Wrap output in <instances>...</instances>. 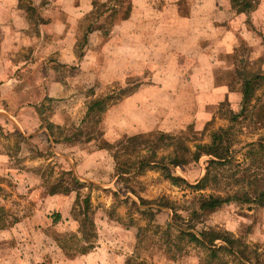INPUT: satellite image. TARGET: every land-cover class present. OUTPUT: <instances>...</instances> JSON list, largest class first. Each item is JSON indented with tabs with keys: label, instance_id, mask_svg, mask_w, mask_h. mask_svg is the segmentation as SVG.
Instances as JSON below:
<instances>
[{
	"label": "rangeland",
	"instance_id": "1",
	"mask_svg": "<svg viewBox=\"0 0 264 264\" xmlns=\"http://www.w3.org/2000/svg\"><path fill=\"white\" fill-rule=\"evenodd\" d=\"M103 1L105 0H97V5ZM125 1L127 0H122V4L117 6L118 12L112 20L113 23L119 20ZM256 2V8L245 17L242 16L244 23L242 30L245 31L243 35L246 38L235 39L233 42L235 45L233 52L226 58V64L231 66L227 69L224 68L225 65L222 68L224 62L220 64L217 71H221L222 74L215 77V83L221 82L227 87L229 94L236 95V105H233L231 100V103L226 99L221 100L206 106L208 113L201 115L195 124L186 121L188 116H194L197 111H202V106L199 105L201 102L194 94L193 77H171L169 74H173L172 69L167 67H164V72H167L165 77H146L144 71L135 66L133 74L123 73L124 76L117 77L116 80L109 81V77H97V82L91 83L89 80V84H84L82 88L71 86L69 95L71 111L65 116L63 124H52L47 120L56 103L51 99L43 100L37 107L39 127L46 130L50 141L43 131L34 134L24 132L21 135L7 124H0V149L8 154L9 166L20 172V178L16 179L8 175V170L0 172V225H2L0 228L5 227L10 221L31 218L37 212L34 208L43 203L45 206L40 209L42 213H35L34 216L38 215V220H41L44 215H49L50 222L35 225L32 222L24 224V221H20L15 226L26 230L28 234L40 226L55 242L60 241L66 246V249H62L64 255L72 254L83 242L79 240L80 238L72 236L75 233V236L80 235L76 231L78 217L73 207L78 208L81 204L78 201L87 195L95 228L93 245L97 244L101 249L99 253H102L101 256L107 264L110 260L117 261L116 264H123L126 256L136 253L155 264L197 262L199 257L195 249L187 248L171 258L159 240L153 242L142 240L137 251L135 246L137 227L143 225L145 219L133 208L129 200H122L128 195L141 208L152 207V222L163 226L165 221L171 220L172 211L169 206L163 204L167 201L176 207V212L182 217H187L189 210L194 211L197 227L203 224L223 227L235 236L240 235L248 243L256 242L260 257H264V204L255 206L252 202H243L231 197L214 207L201 206L204 197L210 192L225 194L219 190L231 193L237 189L252 188L254 185L264 188V152L257 147V144L264 142V126L260 127L255 122L252 112L247 111L242 117L230 120V116L239 113L241 109L240 82L235 72L236 61L245 64L247 71L264 73V0ZM111 3L115 2L106 0L105 7ZM184 7L182 6L183 10L179 12L183 13ZM95 16L96 13L90 14L79 21V34L76 40L78 50L87 44V38L83 37L85 27ZM110 24L111 22H106L92 26L100 28L98 41L105 40L106 37H103L101 32L103 28L109 30ZM153 84L163 85L165 89L152 98L148 95L143 97L138 95L137 90L140 87H149ZM132 93L136 107L129 114L128 120L126 106L123 104L119 109L116 107L127 96L131 97ZM107 96L110 98L105 100L107 106L105 111L100 114L95 110L85 113L90 101L105 99ZM263 97L264 77L253 83L251 103ZM107 114L110 118L104 122ZM129 124L133 127L130 132H125L126 129L122 133L114 130L115 125ZM219 128L225 132L222 134L221 145L217 146L215 151L224 154L227 149L229 160L222 165L224 179L217 187L192 189L183 182L172 184L164 178L154 162L161 156L163 162H166V157L171 152L170 147L155 150V161L150 162L141 172H135L136 167L132 168L134 171L130 168L127 173H122L124 179H118L115 174L113 155L116 154L118 163L119 159H129L135 166L134 163L141 158L140 156L148 153V145L153 142L156 131L184 137L187 146L193 149L194 143L208 144L211 133ZM208 158L209 155L202 154L197 161L171 167V171L184 178L186 182L193 183L204 173ZM72 175L88 184L74 186L70 181ZM61 184L71 188L64 192H56L69 194L70 199L58 205L60 210L64 209V214L62 210L60 211L62 214L55 211L56 202L54 206L53 201L44 202L47 191L52 186L61 190ZM126 186L131 188L132 192L126 190ZM111 190H115L116 195ZM55 212L59 214L57 217L54 215ZM70 226L74 230L69 229ZM215 242H219L218 239ZM55 262L61 264L57 263V260Z\"/></svg>",
	"mask_w": 264,
	"mask_h": 264
},
{
	"label": "crops",
	"instance_id": "2",
	"mask_svg": "<svg viewBox=\"0 0 264 264\" xmlns=\"http://www.w3.org/2000/svg\"><path fill=\"white\" fill-rule=\"evenodd\" d=\"M92 1L24 0L32 9L29 15L20 4L23 0H0L1 125L7 124L21 135L42 131L47 134L39 127L37 114L43 100L56 103L47 120L63 124L71 111V86L82 88L89 80L97 82V77L116 80L123 73L133 74L135 66L146 77H165L164 67L172 69L171 77H193L194 94L202 111L188 116L186 121L195 124L208 113L206 106L221 100H231L236 105V95L229 94L221 82L215 83V77L222 74L217 71L220 64L224 62L222 68L225 65L227 69L231 66L226 64V58L231 56L235 39L246 38L242 30L245 15L230 9L227 0H127V16L111 25L105 40H97L100 28L93 27L90 32L84 31L87 44L78 50V23L92 10ZM182 6L183 13L179 12ZM163 89V85L153 84L140 87L137 93L152 98ZM132 96L134 93L116 107L126 106L127 119L136 107ZM106 116L104 122L110 118ZM125 129L132 131V124L114 127L119 133ZM9 163L8 154L0 149V172L8 170L13 179L20 178V172ZM68 195L48 193L44 202L53 201V206L56 202L55 211L62 214L58 205L66 203ZM43 205L34 208L36 214ZM34 214L0 228V264H56L55 260L61 264H107L97 244L85 252L64 255L40 226L31 234L15 226L20 221L35 225L51 221L49 215L38 220ZM69 229L74 230L71 226ZM115 262L110 260L109 264Z\"/></svg>",
	"mask_w": 264,
	"mask_h": 264
},
{
	"label": "trees",
	"instance_id": "3",
	"mask_svg": "<svg viewBox=\"0 0 264 264\" xmlns=\"http://www.w3.org/2000/svg\"><path fill=\"white\" fill-rule=\"evenodd\" d=\"M111 1V0H110ZM114 4H110L105 7L106 0L97 5V0L92 1V10L88 15L96 13V16L90 21L85 27V33L92 30L94 24H104L106 22H111L116 16L118 9L117 6L122 4V0H112ZM228 7L235 11L236 13H242L245 16L250 14L257 5L256 0H227ZM23 8L27 11L29 15H32V9L26 2L20 3ZM119 4V5H118ZM102 8V10H101ZM129 10V3L125 1V6L120 12L119 20L127 16ZM87 15V16H88ZM85 16V18L87 17ZM31 18V17H29ZM98 18V19H97ZM109 27V29H110ZM107 29L103 28L101 34L103 37L108 35ZM85 33L83 37L85 36ZM84 39V38H83ZM233 52V51H232ZM236 61V58L233 57ZM235 65V72L240 82V112L232 114L230 120H236L242 117L244 112H252L255 122L259 126H264V97L255 99L252 103L253 96V83L264 77L263 74H258L256 72H250L245 70V64L238 63ZM263 76V77H261ZM110 98L107 96L105 99H95L89 102L85 113H89L92 110L97 111V113H102L106 110V99ZM49 130V129H48ZM225 132L224 129H217L213 131L210 135V142L206 143H194L193 149L185 143L184 137L173 136L165 131H156L154 134L153 142L148 145V153L141 155L140 159L134 163L135 166L130 162L129 159H116V154L113 155L115 160V174L118 179H124L122 173H127L131 168V171L141 172L145 167H148L150 162H154L155 150L171 148V152L167 155L166 162H163V156L158 158V161L154 162L155 166L161 170L164 178H166L172 184H178L183 182L190 186L192 189H201L208 186L217 187L218 183L222 182L223 169L222 165L226 163L229 159L227 157V149L225 153H217L215 151L217 146L222 143V134ZM50 133V130H49ZM22 139V137H20ZM257 147L262 149L264 152V142L257 144ZM209 155V158L205 162L204 173L193 183H188L179 175L173 174L171 167L185 165L189 162L197 161L202 155ZM264 155V153H263ZM117 162V163H116ZM133 165V167H131ZM134 168V169H132ZM71 183L74 186L86 185L88 182L79 181L74 175L70 177ZM61 183V182H60ZM61 190H57L53 186L47 191V193L52 194L59 191H67L71 188L67 187L66 184H61ZM126 190L132 189L126 186ZM223 191L225 194L221 193H208L204 197L201 206L214 207L227 201L229 198L233 197L236 200L243 202H252L255 206H260L264 204V188L259 186H253L252 188H244L243 190L237 189L231 193ZM111 192L116 195L115 190ZM77 197V194H76ZM78 200V199H77ZM122 200L130 201L133 208L143 215L145 223L137 227L136 232V248L137 251L140 249L142 240H147L148 242H153L159 240V242L164 246V250L167 255L174 258L175 255L187 248H193L198 253L199 259L194 264H264V257H260V253L257 250L256 242L248 243L240 235L235 236L231 231L223 227L211 226L203 224L200 227L196 226V220L194 218V211H188L187 217H182L178 212H176V207L169 202H163L164 205L169 206L172 211L171 220L165 221L163 226L158 223L152 222L153 209L150 206L140 207L131 197L125 195ZM80 206L74 208L75 214H77V228L76 231L80 233L79 236L74 237L80 238L83 241L78 248L74 249L72 254L76 252H85L93 246L95 228L92 220V212L89 209V202L87 195H84L80 201ZM77 203V202H76ZM71 212V208L69 210ZM55 217L59 214L55 212ZM196 217V216H195ZM55 219L53 218L52 221ZM3 224V223H2ZM151 225V227H150ZM2 225H0L1 227ZM150 230L148 233L147 231ZM154 235H157L154 237ZM218 239L219 242H215ZM61 249H66V246L56 242ZM123 264H155L151 260L140 256L139 253L128 255L125 257Z\"/></svg>",
	"mask_w": 264,
	"mask_h": 264
}]
</instances>
